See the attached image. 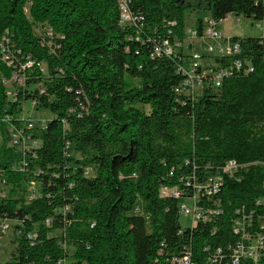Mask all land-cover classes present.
Instances as JSON below:
<instances>
[{"label":"trees","instance_id":"trees-1","mask_svg":"<svg viewBox=\"0 0 264 264\" xmlns=\"http://www.w3.org/2000/svg\"><path fill=\"white\" fill-rule=\"evenodd\" d=\"M118 3L0 0V136L28 102L50 114L19 168L0 149V230L15 221L19 238L5 264H65L62 243L73 264H264V33L230 37L253 71L197 96L175 93L189 53H154L184 42L187 12L201 36L207 18L263 22L264 0H127L130 24ZM185 201L199 217L182 229Z\"/></svg>","mask_w":264,"mask_h":264},{"label":"built area","instance_id":"built-area-1","mask_svg":"<svg viewBox=\"0 0 264 264\" xmlns=\"http://www.w3.org/2000/svg\"><path fill=\"white\" fill-rule=\"evenodd\" d=\"M119 2L122 5V16H121V22L123 24H130L132 21L131 16L128 12V6H127V0H119ZM230 17V16H229ZM237 21H239V18H236ZM204 27L201 33V36L197 35V32L195 28L190 31L189 37L195 41V40H207V41H218L217 44L212 45L208 44L205 47V54L203 53H189L190 57V65L188 69H185L183 67V60L182 59V66L178 69V72L183 74L184 80L182 82V85L175 89L176 94H184L186 96H197L196 92V85L200 86L203 90L204 87L210 85L212 89L216 90L221 87L222 81L224 78L231 76L234 72H243V74L250 73L253 71L249 63H245L246 67H244V62L237 58L238 55H240V47L238 43H231L229 41V38H224L219 31V23L212 19H205L204 20ZM183 43L180 42H174L173 44L170 43L168 40H163L159 46H157L154 50V53L157 57L161 55L170 56L173 58H180L181 56L185 55L183 53V50H186V46L183 45ZM228 58L233 61L229 65L223 67L219 64H215L212 61V58ZM264 59V57H263ZM204 61V62H203ZM209 62V63H208ZM207 64V65H206ZM23 111L25 106L22 107ZM34 108V107H33ZM23 113L21 115L22 120V127L10 130L9 131V140L8 144L17 146L19 145L22 151V159L21 163L15 164V168H19L21 164H24L26 157L31 156L30 153L37 149L39 146V142L34 141L31 139V136L29 134L30 132V125H37L34 122H28L24 120ZM48 121H43L40 125L45 127V123ZM1 137V136H0ZM236 169V165L234 162L228 163L224 168V173H229L232 170ZM217 180V179H216ZM215 182V181H214ZM0 185H4V181L0 180ZM6 187V186H5ZM36 185L33 183L30 187V192H35ZM3 194V197L5 193L0 192ZM32 194V193H31ZM29 198H33L32 195L29 194ZM180 210L185 215H190L194 220L198 219L199 213L196 211L195 208H188L185 205L180 206ZM7 226L5 223L1 226L0 235L2 231ZM1 239V236H0ZM261 241L258 239L257 246L255 247V252L251 247L249 246L247 249L241 248L239 251V256L241 257H251L256 258V251L258 247H260ZM260 245V246H259ZM249 253H251L249 255ZM257 254V253H256ZM237 262V261H236ZM189 260H185L184 264H188ZM236 264V263H235Z\"/></svg>","mask_w":264,"mask_h":264},{"label":"rangeland","instance_id":"rangeland-1","mask_svg":"<svg viewBox=\"0 0 264 264\" xmlns=\"http://www.w3.org/2000/svg\"><path fill=\"white\" fill-rule=\"evenodd\" d=\"M197 12H187L185 14V30L186 33L189 34L190 30L195 27V21ZM236 18H239L240 20L237 21ZM259 23V24H257ZM219 30L221 31V34L224 36V38L228 37H260L263 34L264 31V21L263 22H257L253 19L244 18L242 16H235L230 15L226 16L225 19L221 20ZM36 33L39 35H43L45 37H50V33L48 31L37 29ZM218 41H207V40H195L192 42L194 49L196 50V53H201L205 51V47L208 44L215 45ZM184 54L188 53V50H183ZM195 53V52H194ZM190 56V55H189ZM184 57L183 60V67L185 69H188L190 65V57ZM204 62V61H203ZM209 63V62H208ZM207 65V64H206ZM196 95H200L202 92V89L200 86L196 85ZM23 118L24 120L28 122H34L37 125H40L43 121L47 120L50 117V114L46 111H39L35 108H33L32 105H30V102L25 104V108L23 111ZM8 147L12 150L15 154H22V151L19 145L14 146L10 145L3 141L2 137H0V149L1 147ZM72 154V152H71ZM34 186V184H33ZM9 191L8 187L1 186L0 185V192H3L7 194ZM185 205L187 207H192V202L185 201ZM191 217L186 216L184 214H180L179 217V224L182 229L189 228L191 226ZM5 223V222H4ZM2 223V224H4ZM5 225L7 226L4 231L1 233V239H0V264H5L6 262H9L13 259L15 253H16V247L18 243V235H17V226L18 224L14 222H6ZM251 239H249L250 241ZM258 236L251 240V249H255L257 246ZM61 247L64 248L68 254V258L65 261V264H73L71 255L74 252L73 247H71L68 244L62 243ZM255 252V250H254ZM251 253H249L250 255Z\"/></svg>","mask_w":264,"mask_h":264},{"label":"crops","instance_id":"crops-1","mask_svg":"<svg viewBox=\"0 0 264 264\" xmlns=\"http://www.w3.org/2000/svg\"><path fill=\"white\" fill-rule=\"evenodd\" d=\"M185 20V19H184ZM221 22V21H220ZM219 26H220V23H219ZM195 28V27H194ZM193 28V29H194ZM193 29H191V30H193ZM220 29V28H219ZM190 30V31H191ZM220 31V30H219ZM221 32V31H220ZM184 33H185V36H186V38H185V40H184V42L186 43V48H187V50H188V53H193V52H196V50L194 49V46H193V44H192V42H193V40L189 37V34L188 33H186V30H185V22H184ZM190 33V32H189ZM263 33H264V31H263ZM223 36V35H222ZM224 37V36H223ZM228 38H230V37H228ZM201 53H203V54H205V51L204 52H201Z\"/></svg>","mask_w":264,"mask_h":264},{"label":"bare ground","instance_id":"bare-ground-1","mask_svg":"<svg viewBox=\"0 0 264 264\" xmlns=\"http://www.w3.org/2000/svg\"><path fill=\"white\" fill-rule=\"evenodd\" d=\"M118 4H119V7H120V13H121L120 18H121V16H122V5H121L120 2ZM37 128L44 129V127L41 126V125H30V132L35 130V129H37ZM0 197L3 198V194L2 193H0Z\"/></svg>","mask_w":264,"mask_h":264}]
</instances>
